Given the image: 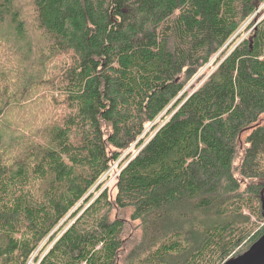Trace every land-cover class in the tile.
Returning a JSON list of instances; mask_svg holds the SVG:
<instances>
[{
    "label": "trees",
    "instance_id": "16d2710c",
    "mask_svg": "<svg viewBox=\"0 0 264 264\" xmlns=\"http://www.w3.org/2000/svg\"><path fill=\"white\" fill-rule=\"evenodd\" d=\"M263 5L0 0V264L247 252L264 235Z\"/></svg>",
    "mask_w": 264,
    "mask_h": 264
},
{
    "label": "rangeland",
    "instance_id": "374dc122",
    "mask_svg": "<svg viewBox=\"0 0 264 264\" xmlns=\"http://www.w3.org/2000/svg\"><path fill=\"white\" fill-rule=\"evenodd\" d=\"M20 1V0H19ZM261 13H262V18L261 19H263V17H264V5L261 7ZM258 19V18H257ZM256 18H254L253 16L249 19V20H247L244 24H243V26L241 27V29L239 30V33H240V35H238V37L235 39L236 41H235V45H237V44H239V43H241L245 38H249L251 35H252V32H253V30H254V27H256L257 25H258V23L260 22V18L257 20ZM253 20V21H252ZM252 22L254 23V24H252ZM251 23V24H250ZM222 51V50H221ZM220 51V52H221ZM220 52L217 54V55H215L214 57H213V59L211 60V62L208 64V65H206L202 70H201V72L200 73H198V75L194 78V80L189 84V86H188V88H191V86H193L194 84H197V83H199L198 82V79H199V77L203 74V73H207V72H210L211 70H213L214 68H215V61H216V59L221 55L220 54ZM1 86H3V83L1 84ZM41 94H42V92H41ZM15 112L16 111H13L12 112V114H15ZM9 120H12L11 118H9ZM158 121H161V120H158ZM151 126V125H150ZM10 131L11 132H13V133H19L18 132V130H17V126H13L11 129H10ZM10 138V142H11V140H12V138L11 137H9ZM130 151H132L131 149L128 151V152H130ZM128 152H126L125 154H124V156L128 153ZM120 169H121V162L120 161H118V162H116L113 166H112V168H111V170H110V172L104 177V179H106V186H109L112 190H113V192H115L116 190H115V188H114V185H115V182H116V176H117V174L119 173V171H120ZM125 214H127V215H129V212H126Z\"/></svg>",
    "mask_w": 264,
    "mask_h": 264
},
{
    "label": "water",
    "instance_id": "95a60500",
    "mask_svg": "<svg viewBox=\"0 0 264 264\" xmlns=\"http://www.w3.org/2000/svg\"><path fill=\"white\" fill-rule=\"evenodd\" d=\"M226 264H264V235L247 252Z\"/></svg>",
    "mask_w": 264,
    "mask_h": 264
}]
</instances>
